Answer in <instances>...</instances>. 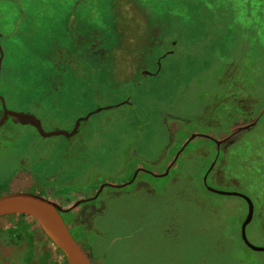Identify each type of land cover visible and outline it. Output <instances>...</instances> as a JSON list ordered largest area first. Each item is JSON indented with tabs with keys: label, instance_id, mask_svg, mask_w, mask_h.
Wrapping results in <instances>:
<instances>
[{
	"label": "rangeland",
	"instance_id": "obj_1",
	"mask_svg": "<svg viewBox=\"0 0 264 264\" xmlns=\"http://www.w3.org/2000/svg\"><path fill=\"white\" fill-rule=\"evenodd\" d=\"M0 33V195L86 207L63 216L91 264H264L241 239L245 201L203 186L247 193L246 235L264 246V0H0ZM9 112L76 131L44 137ZM244 116L257 123L224 159L204 137L182 149ZM22 215H0V264L37 263L12 230H42Z\"/></svg>",
	"mask_w": 264,
	"mask_h": 264
},
{
	"label": "water",
	"instance_id": "obj_2",
	"mask_svg": "<svg viewBox=\"0 0 264 264\" xmlns=\"http://www.w3.org/2000/svg\"><path fill=\"white\" fill-rule=\"evenodd\" d=\"M97 110L90 112L81 119H87L91 113H94ZM9 113L20 120H24L32 124L36 128V130L45 137L55 133L64 134L65 136H70L76 131V130H72L71 132H65L60 130V131L45 132L42 129L39 120L34 115L28 113H13V112H9ZM193 136H198V135L192 134L183 144L182 149L193 138ZM176 158L177 156L175 157L173 162H175ZM170 166L171 165L167 167L164 173L159 174L158 176L166 175L168 173ZM204 183L206 184V178L204 179ZM207 188L221 195H235L241 197L247 202V206H248L247 214L244 222L241 224V230H240L241 239L245 243V245L251 250L257 252H264V246H257L252 244L248 240L245 231L246 225L251 221L253 216L254 207L252 200L244 193L238 191L216 190L208 186ZM100 190L101 188L98 191ZM97 194L98 192L96 193V195ZM95 196L93 198H95ZM67 211H68L67 209H62L56 202L31 192H25V191L9 192L0 195V215L19 213L34 218L39 224L40 228L43 230V232L63 252V254L66 256V258L71 264H91L85 250L78 243V241L75 240V238L73 237V235L69 230L68 225L64 222L61 216L62 212H67Z\"/></svg>",
	"mask_w": 264,
	"mask_h": 264
},
{
	"label": "crops",
	"instance_id": "obj_3",
	"mask_svg": "<svg viewBox=\"0 0 264 264\" xmlns=\"http://www.w3.org/2000/svg\"><path fill=\"white\" fill-rule=\"evenodd\" d=\"M0 37H2V34L0 33ZM2 50H3V47L1 48V46H0V68H1V62H2V58H3V52H2ZM246 97H247V95H246ZM245 97V98H246ZM245 98H243V97H241L240 99H239V101L237 102V104L239 105V107L241 108V112H242V110H243V108L245 107L244 105H247L246 104V101L248 102V99H245ZM245 99V100H244ZM95 113V112H94ZM91 114H93V113H91ZM90 114V115H91ZM89 115V116H90ZM82 118V117H81ZM89 118V117H88ZM87 118V119H88ZM251 120V122H250V126L248 125V126H245L244 124H246L247 122H248V120L249 119ZM38 119V118H37ZM236 121V122H235ZM40 122V121H39ZM234 122V123H233ZM241 123V126L240 127H237V129L236 130H234L229 136H227V137H225L224 139H221V140H216L215 138H214V136H211V134H209V132H213V131H205L204 133L203 132H193L192 134H196V135H198V136H196V137H194V138H197V137H204L205 139H209V140H211L214 144H215V142H218L217 144L220 146L219 148L217 147V146H215L216 148H217V150L219 151V153H218V155L220 154V153H222V151H221V145H222V143L225 145V144H231L232 142H234L235 140H237V139H239L240 137H243V135L245 134V132L246 133H248L249 131L248 130H253V128L255 127V125H256V123H257V119L255 118V119H252V118H250V117H246V116H244V118L243 117H240L239 119L238 118H236L235 120H233L232 121V123L227 127L228 128V130L230 131V130H232L233 129V127L234 126H236L237 124H240ZM236 128V127H235ZM234 128V129H235ZM225 130V129H224ZM223 130H221L220 132H218V133H216L217 135H220V134H222L221 132H222ZM248 131V132H247ZM215 133V132H214ZM191 134V135H192ZM243 134V135H242ZM190 135V136H191ZM71 136V135H70ZM45 137V136H44ZM48 137V136H47ZM69 137V136H68ZM216 145V144H215ZM223 154V153H222ZM224 157H225V155L223 154V159H224ZM171 166L169 167V170H168V173L166 174V175H168L169 174V172H170V170H171V168H172V166H173V164H170ZM169 166V165H168ZM167 166V167H168ZM167 169V168H166ZM166 169L164 170V172L166 171ZM142 172V173H146V174H148V175H152V176H154V177H158V173H156L155 171L156 170H152V169H146V168H144V167H140L138 170H136L135 171V175H133V179L132 180H130L129 182H126V183H124V184H122V186L123 187H125V185L126 184H132L134 181H135V178H136V176L138 175V173L139 172ZM163 172V173H164ZM161 174H162V172H161ZM166 175H164V176H166ZM162 177V176H161ZM17 184H19V183H17ZM119 186V185H118ZM203 186H204V188L207 190V191H209V192H212V193H214V194H218V193H215V192H213V191H211V190H209L208 188H207V186H208V184H207V178H206V184L203 182ZM208 187H210V188H213V187H211V186H208ZM10 189L11 190H14V186H13V188L12 187H10ZM42 188H40V187H38L37 188V191L38 192H41L40 190H41ZM213 189H215V188H213ZM11 190H7V193H9V192H15V191H11ZM91 189H89V190H87V191H90ZM216 190H219V189H216ZM32 193V192H31ZM37 194V193H36ZM218 195H221V194H218ZM245 195H247L249 198H250V196L246 193ZM224 196H235V195H224ZM238 197V196H237ZM241 198V197H240ZM243 199V198H242ZM251 199V198H250ZM252 200V199H251ZM243 201H245L244 199H243ZM245 203L247 204V202L245 201ZM253 203V202H252ZM247 209H248V206H247ZM253 213H254V211H253ZM246 214H247V212H246ZM246 214H245V217H246ZM20 215H22V214H20ZM61 216H62V214H61ZM62 218H63V220H64V222L68 225V222L67 221H65V219H64V217L62 216ZM252 218H253V216H252ZM25 219V218H24ZM32 219H34V218H32ZM17 222H15V223H17L16 224V226H15V228L16 229H13L12 231L14 232L15 230H18V229H20V231H21V233H18V232H15V233H13L14 234V237H18L19 235H20V241H22V238H21V234H25V235H27V234H29V235H31L32 237H34V241H33V243L32 244H34V247L35 248H37V250L36 249H34L33 248V254H34V256H35V258H34V261L36 260V264H61L62 263V259H61V255H60V253L56 250V248L59 250V251H61L50 239H49V237L43 232V230H42V235L40 234V232H37L36 230H35V227L33 228V225H32V228L36 231V232H34V234H33V232H32V229H27L26 227V224L28 223V220H22V221H18V220H16ZM36 221V220H35ZM37 222V221H36ZM22 226V227H20V225ZM249 224V223H248ZM247 224V225H248ZM3 226H6V225H8V222H4L3 224H2ZM20 227H18V226ZM23 225H25V226H23ZM247 225H246V227H247ZM0 226H1V222H0ZM25 227V228H24ZM246 227H245V231H246ZM69 230H70V228H69ZM241 230V226H240V229H239V231ZM11 231V230H10ZM11 231V232H12ZM71 232V231H70ZM32 233V234H31ZM12 234V233H11ZM12 234V235H13ZM72 234V233H71ZM36 235V236H35ZM241 235V234H240ZM76 240V239H75ZM243 242V241H242ZM11 243H14V244H16L15 243V241H12ZM55 245V247H54V245ZM243 244L245 245V243L243 242ZM246 246V245H245ZM32 247V246H31ZM247 247V246H246ZM248 248V247H247ZM248 249H250V248H248ZM251 250V249H250ZM31 251H32V249H31ZM37 251V252H36ZM251 251H253V250H251ZM62 252V251H61Z\"/></svg>",
	"mask_w": 264,
	"mask_h": 264
},
{
	"label": "flooded vegetation",
	"instance_id": "obj_4",
	"mask_svg": "<svg viewBox=\"0 0 264 264\" xmlns=\"http://www.w3.org/2000/svg\"><path fill=\"white\" fill-rule=\"evenodd\" d=\"M79 206H81V205H79ZM86 211H87V208L86 207H83V208H80L79 210H77L76 212H74L73 209H72V211L71 210L70 211L68 210V214H69V216L70 215L73 216L72 218H73V222H74V220H76V219H80V220L82 219L83 220L84 218H87V216L90 213L89 214L88 213L86 214ZM61 214L63 216L64 215V212H62ZM65 221H66V219H65ZM70 231L73 234V231L71 229H70Z\"/></svg>",
	"mask_w": 264,
	"mask_h": 264
},
{
	"label": "trees",
	"instance_id": "obj_5",
	"mask_svg": "<svg viewBox=\"0 0 264 264\" xmlns=\"http://www.w3.org/2000/svg\"><path fill=\"white\" fill-rule=\"evenodd\" d=\"M241 168H242V169H246V168H248V166L245 165V166H242ZM260 194H261V193H260ZM22 216H25V215H22ZM80 233H81V232H80ZM255 262H256V261H250V260H249V263H248V264H256Z\"/></svg>",
	"mask_w": 264,
	"mask_h": 264
}]
</instances>
